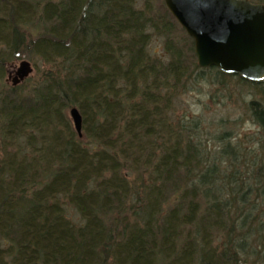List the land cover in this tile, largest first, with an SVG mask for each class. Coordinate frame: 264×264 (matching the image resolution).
<instances>
[{
	"label": "trees",
	"instance_id": "trees-1",
	"mask_svg": "<svg viewBox=\"0 0 264 264\" xmlns=\"http://www.w3.org/2000/svg\"><path fill=\"white\" fill-rule=\"evenodd\" d=\"M160 4L0 0V264H264L263 136L213 150L173 109L194 71L263 80L198 66ZM246 107L264 130V98Z\"/></svg>",
	"mask_w": 264,
	"mask_h": 264
},
{
	"label": "water",
	"instance_id": "water-1",
	"mask_svg": "<svg viewBox=\"0 0 264 264\" xmlns=\"http://www.w3.org/2000/svg\"><path fill=\"white\" fill-rule=\"evenodd\" d=\"M177 22L194 41L197 64L215 66L251 81L264 80V3L251 0H164ZM33 68L22 59L8 79L17 85ZM81 135V115L69 110Z\"/></svg>",
	"mask_w": 264,
	"mask_h": 264
},
{
	"label": "rangeland",
	"instance_id": "rangeland-1",
	"mask_svg": "<svg viewBox=\"0 0 264 264\" xmlns=\"http://www.w3.org/2000/svg\"><path fill=\"white\" fill-rule=\"evenodd\" d=\"M153 1L155 7H159L160 3L164 2V0ZM251 1L264 3V0ZM183 34L179 28H176L174 35L177 40L182 41ZM164 41L163 35L152 36L147 47L148 52L152 56H158L166 60L168 54L164 48ZM187 41L189 42L190 39H187ZM22 59H26L31 63L33 70L29 76H33L36 72L35 62L27 54L20 60ZM18 62L15 67H17ZM36 64L39 68L44 66L42 61H38V59ZM213 74L212 71H205L204 74L194 71L190 74L184 91L174 100L175 115L185 116L187 120L199 117V127L203 131L199 138L204 143H208L209 147L212 146V149L220 144L215 143L212 138V132L214 131L233 129L234 134L238 135V140L239 135L246 141L250 140V136H253V138L254 136L258 138L263 136L264 138V130L251 119L250 111L246 107L249 101L253 99L261 101L264 98V80L257 86H252V84L240 83L238 76L231 75L226 78V83L221 84L216 81L217 79L214 78ZM255 147L258 148V144Z\"/></svg>",
	"mask_w": 264,
	"mask_h": 264
}]
</instances>
